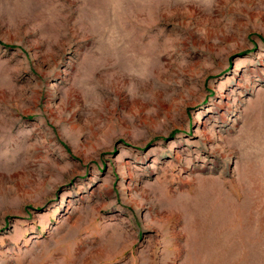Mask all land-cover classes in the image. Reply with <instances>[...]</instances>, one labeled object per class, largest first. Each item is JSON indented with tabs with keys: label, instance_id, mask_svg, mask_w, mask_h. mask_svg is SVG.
Instances as JSON below:
<instances>
[{
	"label": "rangeland",
	"instance_id": "1",
	"mask_svg": "<svg viewBox=\"0 0 264 264\" xmlns=\"http://www.w3.org/2000/svg\"><path fill=\"white\" fill-rule=\"evenodd\" d=\"M0 264H264V0H0Z\"/></svg>",
	"mask_w": 264,
	"mask_h": 264
},
{
	"label": "bare ground",
	"instance_id": "2",
	"mask_svg": "<svg viewBox=\"0 0 264 264\" xmlns=\"http://www.w3.org/2000/svg\"><path fill=\"white\" fill-rule=\"evenodd\" d=\"M114 240H115V241H114L115 244H116V243H121V242H120V239L115 238ZM108 246H109V245H108ZM105 250H106V249H105ZM107 251H108V250H107Z\"/></svg>",
	"mask_w": 264,
	"mask_h": 264
}]
</instances>
